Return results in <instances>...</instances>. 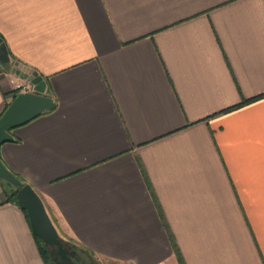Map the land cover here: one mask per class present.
<instances>
[{
    "label": "crops",
    "instance_id": "obj_1",
    "mask_svg": "<svg viewBox=\"0 0 264 264\" xmlns=\"http://www.w3.org/2000/svg\"><path fill=\"white\" fill-rule=\"evenodd\" d=\"M2 43L0 115L17 69L56 107L0 157L60 233L119 264H264V0H0ZM0 264H46L1 190Z\"/></svg>",
    "mask_w": 264,
    "mask_h": 264
},
{
    "label": "water",
    "instance_id": "obj_2",
    "mask_svg": "<svg viewBox=\"0 0 264 264\" xmlns=\"http://www.w3.org/2000/svg\"><path fill=\"white\" fill-rule=\"evenodd\" d=\"M7 55L5 45H0V57ZM26 80L34 85L33 91L21 92L16 94L8 107L0 116V145L4 141L13 140L12 130L23 125L42 113L51 110L55 101L46 94L47 83L42 75L37 72H25L16 70ZM0 180H5L18 187L17 204L24 210L30 220L31 228L42 242L50 247H57V254L63 259L68 257V249L50 217L44 200L38 192L24 182L10 170L0 157ZM52 254L54 252L51 251Z\"/></svg>",
    "mask_w": 264,
    "mask_h": 264
},
{
    "label": "trees",
    "instance_id": "obj_3",
    "mask_svg": "<svg viewBox=\"0 0 264 264\" xmlns=\"http://www.w3.org/2000/svg\"><path fill=\"white\" fill-rule=\"evenodd\" d=\"M15 96H16V94L14 95V97ZM258 97L259 96H255V97L246 99V100L242 101L240 104H237V105L232 106V107L227 108V109H231V108H234L236 106L242 105V104H244V103H246L248 101H251L253 99H256ZM9 103H7L6 108L8 107ZM55 107H56V104L54 105V107L51 110H53ZM227 109H225V110H227ZM51 110H49V111H51ZM0 183L3 185L4 193H6V196H7V201H11V202H14V203L17 204V196H16V194H17V191H18L19 188L15 187L12 183H10L8 181H5V180H0ZM24 184H26V183H24ZM8 187L12 188L11 193L8 192V190H7ZM24 211H25V213L27 215L26 210H24ZM27 217H28V215H27ZM28 219H29V217H28ZM52 221H53V223H54V225H55V227L57 229L56 222L53 220V218H52ZM57 231L59 233V236L61 237L60 232H59L58 229H57ZM35 238H36V240L38 242L40 253H41L42 257L44 258L46 264H55V261H54V258H53V255H52L50 249L47 246H45V244L42 242V240L39 239L36 235H35ZM62 240H63L64 244L66 245L68 251L70 253H72V257H73L72 263H74V264L75 263L76 264H96V258L97 257H96V254L92 250H90V249H88L85 246L80 245V244H78V245L77 244H71L70 242H67L63 238H62ZM173 244H174V247H175V250H176L178 256L180 258H182L180 250H179V248L177 246V243L174 240H173ZM75 260H76V262H75Z\"/></svg>",
    "mask_w": 264,
    "mask_h": 264
},
{
    "label": "built area",
    "instance_id": "obj_4",
    "mask_svg": "<svg viewBox=\"0 0 264 264\" xmlns=\"http://www.w3.org/2000/svg\"><path fill=\"white\" fill-rule=\"evenodd\" d=\"M34 86L31 82L25 80H19L17 78H11V91L15 94L27 91H33Z\"/></svg>",
    "mask_w": 264,
    "mask_h": 264
},
{
    "label": "rangeland",
    "instance_id": "obj_5",
    "mask_svg": "<svg viewBox=\"0 0 264 264\" xmlns=\"http://www.w3.org/2000/svg\"><path fill=\"white\" fill-rule=\"evenodd\" d=\"M0 190L1 191H4V188H3V185L0 183ZM8 192L11 193L12 191V188L11 187H8L7 188ZM6 195V193H5ZM7 197V196H6ZM61 237L66 240L67 242H70L71 244H77L75 240H73L72 238H70L68 235L64 234V233H60ZM78 245V244H77ZM53 255V254H52ZM96 264H119V263H116V262H112L110 260H107V259H102V258H99L98 256H96ZM53 258H54V261H55V264H58L57 261H56V256L53 255ZM76 262V260H75ZM74 264V263H72ZM76 264V263H75Z\"/></svg>",
    "mask_w": 264,
    "mask_h": 264
},
{
    "label": "flooded vegetation",
    "instance_id": "obj_6",
    "mask_svg": "<svg viewBox=\"0 0 264 264\" xmlns=\"http://www.w3.org/2000/svg\"><path fill=\"white\" fill-rule=\"evenodd\" d=\"M49 249L50 251L54 252L53 255L56 256V261L58 264H72V253L69 252L68 257L66 259H63L60 255L57 254V247H50Z\"/></svg>",
    "mask_w": 264,
    "mask_h": 264
}]
</instances>
